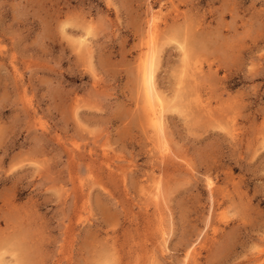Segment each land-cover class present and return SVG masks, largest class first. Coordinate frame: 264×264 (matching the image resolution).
I'll list each match as a JSON object with an SVG mask.
<instances>
[{
	"label": "rangeland",
	"instance_id": "rangeland-1",
	"mask_svg": "<svg viewBox=\"0 0 264 264\" xmlns=\"http://www.w3.org/2000/svg\"><path fill=\"white\" fill-rule=\"evenodd\" d=\"M0 264H264V0H0Z\"/></svg>",
	"mask_w": 264,
	"mask_h": 264
},
{
	"label": "bare ground",
	"instance_id": "bare-ground-1",
	"mask_svg": "<svg viewBox=\"0 0 264 264\" xmlns=\"http://www.w3.org/2000/svg\"><path fill=\"white\" fill-rule=\"evenodd\" d=\"M150 29H151V34H154L155 33V30H156V26L153 25ZM144 80L146 81V88H147L149 94H151L152 96H154L155 98H157L158 93H157L156 88L154 86V78H153V74H152L151 67H148L147 70L145 71V79ZM158 100L160 101V99H158ZM155 104L157 105V102ZM151 105L153 106V104H151ZM150 117H151V121L153 122V124H155L158 128H161L162 123H163V116L161 114V110L158 109V107L151 108Z\"/></svg>",
	"mask_w": 264,
	"mask_h": 264
}]
</instances>
